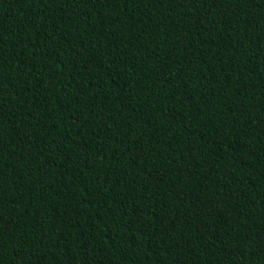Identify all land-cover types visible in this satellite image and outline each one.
Here are the masks:
<instances>
[{
  "label": "trees",
  "instance_id": "1",
  "mask_svg": "<svg viewBox=\"0 0 264 264\" xmlns=\"http://www.w3.org/2000/svg\"><path fill=\"white\" fill-rule=\"evenodd\" d=\"M0 264H264V0H0Z\"/></svg>",
  "mask_w": 264,
  "mask_h": 264
}]
</instances>
